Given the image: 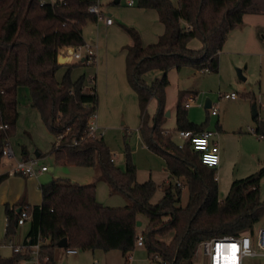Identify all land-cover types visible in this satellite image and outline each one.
<instances>
[{
  "label": "trees",
  "instance_id": "1",
  "mask_svg": "<svg viewBox=\"0 0 264 264\" xmlns=\"http://www.w3.org/2000/svg\"><path fill=\"white\" fill-rule=\"evenodd\" d=\"M91 2L67 0L66 6L51 9L37 0H0V123L7 124L0 129V164L2 149L16 129L17 89L24 86L31 107L55 137L50 148L55 158L66 163L97 164L110 190L120 193L128 204H102L95 196L94 183L52 178L39 186V205L4 204V239L13 237L20 210L26 206L31 214L28 243L41 239L40 264H55L54 250L63 237L66 248L117 249L127 262L139 233L150 264H196L193 257L200 241L250 231L264 218V197L259 194L264 166L233 180L224 199L219 200L214 169L201 162L188 140L179 146L163 132L166 72L184 66H206L208 71L216 72L218 52L228 33L242 24L243 14L253 0H177L176 4L171 0H136V6L154 9L164 26L157 40L146 45L134 26L121 24L131 40L125 48V75L137 96L140 136L148 150L163 158L170 175L163 183L162 197L154 204L150 200L157 184L152 179L137 181L128 144H124L121 169L111 160L101 135H86L88 118L96 110V89L93 84L87 86L84 74L71 77V70L85 62L57 61L61 47L84 43L82 27L87 21H96L86 10ZM192 39H198L201 46L188 47ZM61 65L65 70L57 80L55 73ZM152 70L163 74L147 83L144 75ZM183 94L182 90L177 94L174 129L202 131L208 116L200 123L189 120ZM153 96L157 106L150 116L146 107ZM253 120V132L264 140V120L257 116ZM20 151L26 159L24 146ZM6 177L0 173V182ZM173 179L187 189L184 206L179 204L181 186ZM137 220H144L142 227L136 225ZM29 258L28 249L12 251L9 256L0 255V264H17Z\"/></svg>",
  "mask_w": 264,
  "mask_h": 264
},
{
  "label": "rangeland",
  "instance_id": "2",
  "mask_svg": "<svg viewBox=\"0 0 264 264\" xmlns=\"http://www.w3.org/2000/svg\"><path fill=\"white\" fill-rule=\"evenodd\" d=\"M176 4L175 0H171ZM102 2H104L102 0ZM136 3V0H134ZM134 3V4H135ZM104 13H110V18L114 20V25L108 29H97L96 21H87L82 27L83 40L86 43L99 44L104 48L107 62H110L112 66L117 70V64L119 63L118 50L122 45L123 38L130 44V39L126 32L122 29L121 24L131 25L126 23L125 19H134L133 13L129 12L131 8L126 7L125 0H120L118 4H112L105 2ZM136 6H134L135 8ZM121 8V9H119ZM132 26H134L132 24ZM135 27V26H134ZM136 28V27H135ZM138 29V28H136ZM139 31V29H138ZM100 42V43H99ZM201 43L198 39H192L188 43L190 48H199ZM111 49V52H108ZM77 62V60L71 59L65 63ZM77 65L71 70V77L74 76L75 68H85V74H95L97 65L96 61L92 63H85ZM236 68L241 69V74L244 79H241L236 71ZM91 69V70H90ZM65 66L61 65L55 73V77L60 79ZM156 70L149 72L146 75L147 79H153ZM78 75V74H77ZM76 75V76H77ZM126 76V75H125ZM169 82L164 89L165 97L168 102L175 103L177 99L178 88H190L192 91H196V99L186 108L187 118L191 121L202 122L208 116L207 128L212 131H217L215 121L218 119L219 123L226 129V133L223 136L218 135L217 144L219 148V164L214 169L218 185V198L224 199L227 194L229 185L232 180L243 178L257 169L262 167L264 163V140L256 135L252 131L254 127V121L251 117L252 105L256 106L259 114L264 117V46L260 50L252 52L234 51L231 52L227 47L223 45L222 50L218 56V69L216 72L203 71L195 69L191 66H184L179 70H170ZM92 78L88 81L91 83ZM117 82V81H116ZM99 86L96 81V89ZM234 91L237 93L235 99H225L220 97V93H226ZM18 103L20 110V116L16 121V129L14 134L9 137L10 145L14 152V159H21V147L24 146L27 152V158L36 159L37 167L40 165H46L45 172H38L34 176H22L20 174H14L9 170L8 165L0 164V173L4 171H10L12 178L2 180L0 182V192L3 187L8 190V199H13L14 203L18 205L26 200H30L36 196V189L34 186L39 182H48L52 178L62 177L69 178L70 180L85 181L88 177L96 178L100 170L97 164L93 165H81L61 162L55 158L53 152H50L51 142L55 139L53 135L47 130L46 126L40 120V117L36 113L35 108L30 105V95L27 87H20L18 91ZM154 97V96H153ZM155 98V97H154ZM185 99V97H183ZM208 98L216 107L218 116H211L208 114V108H204V101ZM29 103V106L27 104ZM154 101L148 104L147 112L151 113L154 108ZM29 108L32 112L24 110ZM137 116L132 114L127 120L128 127L119 126L120 119L117 120L118 126L111 128L106 133L107 139L110 143L108 145L111 157L115 160L116 166L124 168V144L127 143L130 148L132 160L136 166L137 180L145 181L150 172L157 184L155 193L153 194L150 202L156 203L163 195V183L162 177H164V160L163 158L151 152L150 150L143 148L137 151L134 147V132L133 125ZM209 124V125H208ZM164 127H167L168 132L166 134L174 138V141L179 144L181 141L179 137L174 134V114L165 118ZM122 128V129H121ZM127 130V132H126ZM143 141V140H142ZM144 144V142H143ZM133 152H132V149ZM36 152L39 156H36ZM4 157L5 164L10 162ZM11 169V168H10ZM175 181V179H173ZM32 183V187L28 188V194L26 193V183ZM28 183V184H29ZM162 183V186H161ZM3 184V185H2ZM182 184V183H181ZM38 190V187H36ZM181 200L180 205L184 206L187 201V189L181 185ZM38 193V192H37ZM259 194L260 197H264V176L259 181ZM95 196L104 205H112L121 207L126 203V199L118 192L110 190L108 183L104 180L97 182L95 187ZM8 202V201H6ZM10 202H8L9 204ZM10 203V205H13ZM128 204V202H127ZM5 214L4 203L0 204V234L2 227L5 226ZM26 229V226H25ZM16 232L13 235L15 242L17 239ZM4 239V235H0V242ZM167 239V238H166ZM78 250V249H77ZM81 251V250H80ZM96 252L94 260L79 261L80 264H126L121 253L117 249L103 251L100 249L93 250ZM76 256H80L76 255ZM129 264H150L147 258L146 250L143 246H136L133 251L129 253ZM79 258V257H78ZM30 261L27 264H40L31 256ZM28 259V260H29ZM193 261L196 264H207L205 257L200 250L195 251ZM21 264H25L22 262ZM244 264H264V258L262 257H246L244 258Z\"/></svg>",
  "mask_w": 264,
  "mask_h": 264
},
{
  "label": "crops",
  "instance_id": "3",
  "mask_svg": "<svg viewBox=\"0 0 264 264\" xmlns=\"http://www.w3.org/2000/svg\"><path fill=\"white\" fill-rule=\"evenodd\" d=\"M103 1L104 2H102V3H103L104 7H105V5H107V4H105V2L112 3V4L120 3V0H118V2H115V0H103ZM175 2H177V0H175ZM125 5H126V7L131 8L129 12L133 13L132 16L135 17V20L134 19H125V22L130 23L131 26L133 24L136 28L139 29V33L141 36L142 43L144 45H146V44L155 42L157 40L158 36L163 32V29H164L163 24L158 19L156 11L152 8H140V7L136 6L135 4L128 5L127 0H125ZM134 6H136V7L134 8ZM119 9H121V8H119ZM107 14L110 15V13H107ZM96 22H97L96 26L98 27L97 29H105L106 31L114 25V20H112L111 24H105V22L103 20H99ZM81 34H82V31H81ZM82 37H83V35H82ZM128 44L129 43L127 41H124V38H123L122 45L120 46V48L118 50L119 63L117 64V70H115V68L112 66V64L110 62H107V58L105 56V50H106L105 46L103 48L102 46H99V44L98 45L95 44L96 45V59H95V61H96V65H97V69H96L95 74H85L84 73L85 68L84 67L80 68L81 67L80 66V67L74 69L76 71L74 73V76H72V78L76 79L79 75L84 74L88 81L92 78V82L91 83L89 82V85L93 84L95 86V89H96V81H97V85L99 86V88L97 87V89H96V94H97L96 122H97V125L99 128L98 131L101 134V136L104 139L107 146L108 145L110 146V143L107 139L106 133H108L111 130V128L118 126L117 120L120 119L119 126H121L123 128V127H128V125H127L128 121L127 120L129 119V116H131L132 114L137 116L136 121L133 125V129H134L133 132H134V143H135L134 146H136L134 148L137 151H139L138 149H143L146 147L143 144V141H142V138H141L140 132H139V126H140L141 118H140V111H139L137 96H136L135 91L130 87L129 83L127 82L126 76H125V53H126L125 48ZM224 46L227 47L229 50H231V52L243 51V52H247V53L255 51V50H260L261 48H263V46H264V0H253L252 4L249 6L247 11L243 14L242 24L239 27L234 28L233 30H231L228 33L226 41L224 43ZM108 52L110 53L111 49H108ZM219 52H218V56H219ZM69 63H73V62L70 61ZM81 65L84 66L83 64H81ZM173 69H170V70H173ZM195 69H198V68H195ZM170 70H168L166 72L168 82H169L168 77H169ZM175 70H177V69H175ZM152 71H154V70H152ZM156 71H158V72H156L153 79H147L146 78V75L149 72H151V71H149L144 75V80L147 83H150L154 79L160 78L161 75L163 74V72L159 71V70H156ZM57 80H59V79H57ZM19 88L17 89V95H18ZM180 90L184 91L183 97H185L189 93H192L194 95L196 94V91H192L190 88H184V89L178 88L177 94ZM17 101H18V97H17ZM152 101H154V103H153L154 108L152 109V112L149 113L150 116H152L155 113L156 106H157V100L154 97H151L149 99L148 104L152 103ZM176 101H177V99H176ZM176 101L174 104L171 105V103L168 102L167 98L165 97V109H164L165 117L171 116L172 114H174V126L172 127V129L175 128ZM183 101H184V98H183ZM148 104H147L146 108H148ZM27 106H29V103L27 104ZM27 106H25L24 110L29 112V113L32 112L33 110L26 108ZM18 107H19V103H17V118L20 116V110L18 109ZM255 109H256V106H255ZM166 112L168 113V115H166ZM207 112L209 114V110ZM36 113L38 114V112H36ZM38 116H39V114H38ZM211 116H218V112L215 115H211ZM255 116H257L259 119L264 120V117L259 114V111H257V109H256V114H253L251 111L252 119ZM193 122H195V121H193ZM195 123H198V122H195ZM215 126H216L217 131H215L216 135L213 137L217 140L219 138V136H218L219 134H220V136H223L226 133V129L223 127L222 124L219 123L218 119H216V121H215ZM162 127L164 129H168L167 127H164V125H162ZM208 128L206 126L205 129H208ZM252 128H254V127H252ZM209 130H212V129H209ZM126 132H127V130H126ZM172 139L174 140V138H172ZM53 141L51 142V144L53 143ZM179 142H181V141H179ZM9 144H10V141H9ZM132 152H133V149H132ZM36 156H39V153L36 152ZM6 160H8L9 162L11 161V159H6ZM113 161L115 162V160H113ZM13 163H14V161H11L9 164H5L4 157L1 158V164L2 165H8L10 171H11L10 168H12ZM262 166H264V163ZM48 169H50V168H47V170ZM10 171L7 170V171L3 172L4 174H7V177L5 180H8V179L13 177V176H10L11 175ZM42 172H45V171H42ZM20 175H22V174H20ZM163 175H164V177H162V183L167 182L170 178V175H169L168 171L165 169V166H164ZM22 176H25V175H22ZM136 177H137V173H136ZM59 178H62V177H59ZM65 179H68L71 182H76L79 184L94 183L95 187L97 186L98 181L104 180L100 176V173L95 179L90 176L85 181H79V180L73 181V180H70L69 178H65ZM147 179H152L155 182V180L153 179V176L150 172H148ZM3 181H4V179H3ZM177 181H179V180H177ZM45 182L46 181L36 183V185L34 186V188L36 189V196L32 199V202L30 200L29 201L26 200V201H23L21 203H18V205H29V206L39 205V203L41 201V194H40L39 186H40V184L45 183ZM138 182H143V181H138ZM174 182H176V179ZM28 183H26V187H25L27 194H28V188L32 187V183H29V184ZM162 183H161V186H162ZM2 187H3V189L0 192V204L1 203L5 204L8 202L13 204L14 200L13 199L10 200L7 197L8 196L7 195L8 194L7 188L4 186H2ZM36 187H38V190ZM219 200H222V199H219ZM6 201H8V202H6ZM14 204H16V203H14ZM126 204H127V200H126V203L124 205H126ZM107 206H112V205H107ZM139 221L141 222L139 227H142L144 220H139ZM25 226H26V229H25ZM30 227H31V214H29V216L27 217V219L25 220V222L23 224L18 225V231L16 233V236H17L16 242H15L14 237L10 238L11 242H13V244H15V245H23V244H26V242L28 243L29 242L28 232L30 230ZM4 232H5V226L2 227L0 235H2V234L4 235ZM3 241H5V239H3ZM139 247H141V246H139ZM11 252H12V250L9 247L0 245V255L1 256H9L11 254ZM79 254H80V256H76ZM95 256H96V252H94V251L76 250V252L68 253V252H66L65 248H61V247H56L54 250L55 264H80L79 263L80 260L81 261H83V260H94ZM121 256H122V254H121ZM129 258H130V256L128 255V258H127L128 260H127L126 264H129V262H130ZM22 262H25V264H27L28 262H31V261H30V259L29 260L26 259V260L19 261L17 264H21ZM92 264H95V262H92Z\"/></svg>",
  "mask_w": 264,
  "mask_h": 264
},
{
  "label": "built area",
  "instance_id": "4",
  "mask_svg": "<svg viewBox=\"0 0 264 264\" xmlns=\"http://www.w3.org/2000/svg\"><path fill=\"white\" fill-rule=\"evenodd\" d=\"M39 5L49 6L51 9L64 7L67 5V0H37ZM134 0H127L128 5H133ZM89 14L96 17V21L103 20L105 24H111L112 19L109 14L104 13V6L102 0H92V2L86 8ZM57 57L62 58V63L71 59L77 61H84L85 63H92L96 59V45L91 43H82L79 45L63 46L59 49ZM200 70L207 71L208 67H202ZM220 97L225 99L237 98V93L234 91L220 93ZM196 99V95L189 93L185 96L183 105L187 108ZM209 114L215 115L217 113L216 107L211 104L208 108ZM7 127V124L0 123V129ZM98 125L96 122V110L89 116L87 126L85 129L86 135L91 137H98L101 134L98 131ZM253 131V128H252ZM164 134L168 131L164 130ZM180 138L181 142L179 146L185 140H188L190 147L193 151L197 152L201 162L209 168L215 169L220 160L219 148L217 140L213 137L216 135L215 131L209 129H203L199 132H193L189 130H175L174 134ZM2 157L11 159L14 161L12 164L11 172L19 173L25 176H34L38 172L46 171V165H40L37 167L36 159H14V152L9 144V140L6 141V145L2 149ZM113 161V158L111 157ZM216 178V175H215ZM176 185L181 186V182L176 180ZM29 213L26 210V206L20 210L17 224L21 225L25 222ZM40 238L35 244L27 243L23 245H15L11 242L10 238L5 239L0 245L9 247L13 252H22L28 249L31 256L38 261V249L40 244ZM142 235L139 233L136 239V245L142 246ZM235 246V247H233ZM66 252H76L75 248H65ZM200 250L202 255L206 259L207 264H244V258L246 257H262L264 258V218L254 225L252 230L243 231L237 235H225L221 237H211L209 239L202 240L198 243L196 251ZM159 260V257H157Z\"/></svg>",
  "mask_w": 264,
  "mask_h": 264
},
{
  "label": "water",
  "instance_id": "5",
  "mask_svg": "<svg viewBox=\"0 0 264 264\" xmlns=\"http://www.w3.org/2000/svg\"><path fill=\"white\" fill-rule=\"evenodd\" d=\"M115 2H118V0H115ZM57 61H58L59 63H62V58L57 57ZM236 71H237L238 76H239L241 79H244V77H243L242 74H241V69H240V68H236ZM210 105H211L210 100H209L208 98H206V100L204 101V108H209ZM252 113H253V114H256V109H255V104H254V103H253V105H252ZM166 115H168L167 112H166ZM19 210H20V208L17 209V211H19ZM140 223H141V222H140L139 220L136 221V225H137V226H139ZM66 246H67V240H66V237L61 238V239L57 242V247L66 248Z\"/></svg>",
  "mask_w": 264,
  "mask_h": 264
},
{
  "label": "snow or ice",
  "instance_id": "6",
  "mask_svg": "<svg viewBox=\"0 0 264 264\" xmlns=\"http://www.w3.org/2000/svg\"><path fill=\"white\" fill-rule=\"evenodd\" d=\"M233 247H235V246H233Z\"/></svg>",
  "mask_w": 264,
  "mask_h": 264
}]
</instances>
